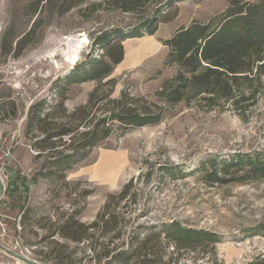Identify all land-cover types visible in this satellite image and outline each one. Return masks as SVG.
I'll list each match as a JSON object with an SVG mask.
<instances>
[{
    "label": "rangeland",
    "instance_id": "1",
    "mask_svg": "<svg viewBox=\"0 0 264 264\" xmlns=\"http://www.w3.org/2000/svg\"><path fill=\"white\" fill-rule=\"evenodd\" d=\"M99 1L93 0L95 4ZM158 1L157 31L122 41L123 60L108 78L114 81L113 87L97 88V96L113 100L127 94L139 99L142 108L161 105L155 91L175 74L174 68L163 64L167 53L163 40L193 21H208L226 7V0H183L170 5ZM11 6L12 0H6V24ZM141 16L102 11L86 20L76 9L53 19L34 47L18 57L9 54L14 60L12 72L0 76V140L13 148L6 160L8 180L15 174L16 180L32 184L24 194H8V210L3 212L7 223L13 227L20 217L19 236L27 246H35L36 257L48 264H94L89 242L68 241L54 228L67 214H75L82 224L93 222L107 206L108 197L117 196L130 182L126 199L115 207L122 217V234L112 240L111 247L125 246L132 236L145 238L151 228L157 231L163 224L177 222L213 233L219 241L201 254L177 250L154 239L150 243L154 256L161 255L164 260L172 256L177 259L174 264H250L264 254V236L256 233L257 226L264 223V177L255 182L221 184L207 174L213 160L220 164L238 154L264 152V92L245 120L228 108L198 112L192 103L168 111L155 125L124 129L118 122H109L111 135L87 151L84 160L65 170L62 179L40 173L50 153H42L34 143L44 134L27 131L28 108L42 100L47 106L59 104L53 82L85 59L99 58L102 52L90 48V35L117 26L133 28ZM31 23H23V30ZM6 56L0 50V62H5ZM95 89L92 81L71 86L61 107L67 113L85 112L88 96ZM100 105L91 110L90 119L109 114V106L105 104L101 114ZM58 150L66 151V145ZM109 201V207L115 206L114 200Z\"/></svg>",
    "mask_w": 264,
    "mask_h": 264
},
{
    "label": "trees",
    "instance_id": "2",
    "mask_svg": "<svg viewBox=\"0 0 264 264\" xmlns=\"http://www.w3.org/2000/svg\"><path fill=\"white\" fill-rule=\"evenodd\" d=\"M179 1L183 0H165V3L170 5ZM153 3L155 6V0H100L97 4L93 0H12L9 21L0 38L3 56L10 53L14 57L22 55L43 39V31L53 19L76 9L86 20L102 11L142 14L133 28L124 30L117 26L101 29L95 36L90 35V48L102 52L99 58L85 59L69 74L53 82L59 104L47 106L42 100L28 108L27 131L44 134L34 143L42 153H50L41 164L43 177L62 179L65 170L84 160L87 151L111 135L109 122H118L124 129L155 125L168 111L185 108L192 103L198 112L228 108L245 120L251 107L258 102L264 92V0H226V7L219 15L203 23L193 21L163 40L167 49L163 64L174 68L175 74L155 91L161 105L154 103L142 108L139 99L127 94L113 100L97 96V88L113 87L114 81L108 78L123 60L122 41L153 35L157 31L161 11L156 6L154 9ZM149 5L151 11H148ZM29 20L31 25L23 30V23ZM88 81L94 82L96 89L88 96V106L83 108L85 112L79 115L67 113L61 107L66 91ZM98 104L102 105L98 106L101 114L107 104L109 114L90 119L91 110ZM78 127L85 130L77 131ZM65 145L66 151L58 150V146ZM210 167L207 177L221 184L255 182L264 177V152L238 154L220 164L213 160ZM14 175H11L10 183L22 185L24 190L19 194H24L28 191L25 179L16 180ZM131 185L128 182L117 196H109L107 206L93 222L82 224L75 219V214H67L54 230L68 241L89 242L95 253L96 263L91 259L94 264H174L177 259L172 256L164 260L161 255H153L150 243L154 239L172 244L177 250L201 254L208 247L213 249L219 241L213 233L171 222L163 224L157 231L151 228L145 238L132 236L125 246L111 247L112 240L122 234L119 227L122 217L115 207L126 199ZM16 192L14 187L8 194ZM109 200L115 201L112 208ZM256 229L257 234L264 236V223ZM111 232L113 234L109 237ZM250 264H264V254L254 257Z\"/></svg>",
    "mask_w": 264,
    "mask_h": 264
},
{
    "label": "built area",
    "instance_id": "3",
    "mask_svg": "<svg viewBox=\"0 0 264 264\" xmlns=\"http://www.w3.org/2000/svg\"><path fill=\"white\" fill-rule=\"evenodd\" d=\"M5 2L6 0H0V38L6 24L3 11ZM7 56L5 62H0V76L5 71H10V69L12 72L14 60L11 55L8 54ZM0 86H2L1 78ZM12 153V146L0 140V264H48L36 257L33 251L36 248L35 246H27L19 236V232L21 231V226L19 224L20 217H18L14 226L11 227L7 223V216L3 213L8 210L5 200L9 190L14 189V187L19 193H23L24 190L22 185L12 184L7 178L6 160ZM31 184V182L29 183L26 181L28 190H30Z\"/></svg>",
    "mask_w": 264,
    "mask_h": 264
}]
</instances>
